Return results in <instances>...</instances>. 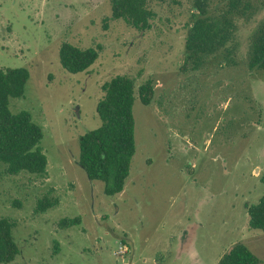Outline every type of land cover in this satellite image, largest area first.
<instances>
[{
    "label": "rangeland",
    "instance_id": "rangeland-1",
    "mask_svg": "<svg viewBox=\"0 0 264 264\" xmlns=\"http://www.w3.org/2000/svg\"><path fill=\"white\" fill-rule=\"evenodd\" d=\"M251 4L237 20L233 62L183 71L189 0H149L155 17L143 32L114 20L111 0H0V70L30 73L9 109L42 128L48 161L43 176L0 165V222L20 249L9 264H218L238 242L264 264V233L248 216L264 195V71L246 66L264 0ZM64 43L100 48L99 59L68 73ZM116 76L137 89L152 80L156 91L151 105L135 102L136 153L124 191L110 198L78 159ZM44 199L56 204L38 212Z\"/></svg>",
    "mask_w": 264,
    "mask_h": 264
},
{
    "label": "trees",
    "instance_id": "trees-1",
    "mask_svg": "<svg viewBox=\"0 0 264 264\" xmlns=\"http://www.w3.org/2000/svg\"><path fill=\"white\" fill-rule=\"evenodd\" d=\"M189 2L193 13L187 26L182 70L187 71L189 65L191 70H199L207 61L220 57L233 62L237 20L248 12L253 13L251 0ZM217 2L225 4L219 13L214 12L212 7ZM111 12L114 20H123L142 32L151 29V21L155 17L149 7V0H111ZM99 56L100 48L81 49L68 43H64L59 52L61 65L71 74L88 71ZM246 66L251 72L264 71V20L252 33ZM29 79L30 73L26 68L0 70V165H4L11 175L24 172L43 176L48 161L41 147L44 138L42 128L34 123L29 112L12 114L9 109L11 99L24 96ZM155 91L152 80L137 89L134 79L127 76H116L103 86L104 97L97 105L101 126L80 137L78 164L91 182L104 183L107 197L121 194L130 176L136 153L135 102L138 98L144 106L151 105ZM261 183L264 185V172ZM55 204L44 199L37 210L44 212ZM248 216L250 229L264 233V195L258 203L248 207ZM78 221L71 223L75 225ZM19 253L20 249L12 235V225L8 220H2L0 264L11 263ZM218 264H262V260L245 243L238 242L221 257Z\"/></svg>",
    "mask_w": 264,
    "mask_h": 264
},
{
    "label": "built area",
    "instance_id": "built-area-1",
    "mask_svg": "<svg viewBox=\"0 0 264 264\" xmlns=\"http://www.w3.org/2000/svg\"><path fill=\"white\" fill-rule=\"evenodd\" d=\"M120 253H123V252H120Z\"/></svg>",
    "mask_w": 264,
    "mask_h": 264
}]
</instances>
